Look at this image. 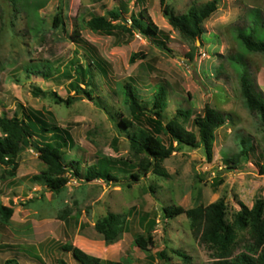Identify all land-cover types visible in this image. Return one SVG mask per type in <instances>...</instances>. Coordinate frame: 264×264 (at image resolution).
<instances>
[{
  "label": "rangeland",
  "instance_id": "1",
  "mask_svg": "<svg viewBox=\"0 0 264 264\" xmlns=\"http://www.w3.org/2000/svg\"><path fill=\"white\" fill-rule=\"evenodd\" d=\"M207 1L166 3L175 13H183L192 4ZM58 6L64 22L54 25ZM116 7L128 25L130 15L144 9L156 33L145 36L122 28L93 32L85 26L91 15L108 17V10ZM255 8L264 17V0H216V9L202 23L203 34L192 41L169 25L158 0H0V113L21 118L31 114L57 124L70 136L63 147L66 159L77 160L82 173L87 165L99 163L116 177L87 182L71 175L60 192H53L32 178L43 166L33 148L20 153L14 176L0 164V204L13 209L7 224L0 218V264L7 258L19 264H56L60 257L80 264L61 250L64 242L99 257V264H211L210 252L192 233L187 217L163 218L162 208L207 205L225 196L230 218L239 202L250 209L255 199L264 198V175L258 173V164L264 162V125L248 110L240 91L245 69L264 96V52H247L237 41L239 29L264 39V19L253 15ZM122 20L115 23L121 25ZM138 51L145 56L130 62L131 53ZM87 65L93 69L94 96L101 106L74 89L88 88L76 72V67ZM125 82L143 99L151 97L155 84L163 85L162 121L176 116L194 132L192 119L203 113L206 103L224 113L226 122L214 132L212 159H206L201 146H176L161 162L167 176L151 171L132 181L129 173L136 157L126 133L150 125L142 119L128 127L120 123L118 129L121 117H131L121 93ZM34 86L63 98L74 96L75 101L69 106L56 103L35 95ZM180 109L189 117L177 115ZM160 137L168 144L166 135ZM243 140L250 147L248 156L240 157V169L226 171L223 156L238 152ZM108 212L125 217L123 232L112 243L93 227ZM151 224L152 242L143 251L134 245L133 235H147Z\"/></svg>",
  "mask_w": 264,
  "mask_h": 264
},
{
  "label": "trees",
  "instance_id": "2",
  "mask_svg": "<svg viewBox=\"0 0 264 264\" xmlns=\"http://www.w3.org/2000/svg\"><path fill=\"white\" fill-rule=\"evenodd\" d=\"M158 2L169 25L176 29L183 38L192 41L200 38L203 34V21L216 9V0H209L201 5L192 4L183 13H175L173 8L166 3V0H158ZM252 9L254 10V8ZM107 14L108 17L93 14L84 21V24L93 32H111L116 28H122L128 32L138 31L147 36L155 34L157 31L156 26L146 15L144 9L140 10L137 15L134 13L130 15V25L122 20L121 8L110 9ZM253 15L264 19V17H261L259 9H256ZM53 19L54 25H57V23L63 24L61 7L58 6V11ZM120 20L123 21V24L115 23ZM73 32L75 33L74 36L77 37L79 33L76 27ZM237 41L239 46L247 52H264V39L255 38L251 33L245 32L244 29H239ZM144 56L145 54L142 51L134 52L131 53L129 61L134 62ZM232 59H236V57H232ZM94 67L100 68V64L95 63ZM43 68L45 67L43 66ZM76 68L77 78L86 83L88 88L82 89L75 86L74 89L77 92H82L86 98L93 101L97 106H101L98 97L94 96L92 67L87 65L86 67L79 66ZM256 88V83L247 70L244 69L240 74L241 95L248 110L258 114L261 123L264 125V96ZM153 90V94L149 99H143L130 82H125L121 86V93L131 117L129 119L121 117L120 122L117 124L113 114L107 111L117 126L121 123L124 127H128L131 126L133 121L141 122L142 119H145L150 125L148 129L136 128L126 133L129 138L130 150L136 157L135 169L129 173L132 181L138 180L151 171L160 176H167L161 162L176 150V146L194 148L201 146L206 159L210 161L213 154L214 132L226 122L225 114L207 103L203 107V113L195 115L192 119L196 132L186 129L176 116L163 122L161 113L166 106V89L163 85L155 84ZM33 93L48 96L54 102L65 103L67 106L75 101L74 96L63 98L54 91H44L36 86L33 87ZM30 115L24 114V117L21 118L15 114L8 116L5 113H0V164L8 167L6 171L8 176H14L20 153L25 148L31 147L37 153V158L43 165L32 178L36 182L45 185L50 191L60 192L68 182V176L71 175L87 182L95 179L116 180L115 175L99 163L87 165L82 173L77 160L73 157L66 159L63 147L70 140L66 129ZM177 115L188 118L190 113L187 110L180 109L177 110ZM118 129H120V126H118ZM45 134L47 136L46 140L43 142L38 141L41 137H45ZM160 134L168 137V144L163 143ZM242 144L238 152L223 156L226 171L241 168L240 157L244 156L246 158L250 148L244 140ZM258 173L264 175V162L258 164ZM221 180L220 178L216 180V185ZM238 205L239 209L233 212L230 218L227 216L225 196H220L207 205L198 202L189 208L174 204L163 206L161 216L163 218H173L184 214L198 242L210 252L213 258L211 264H264V198L255 199L250 209L241 202ZM12 212L11 207L0 204V218L3 223L7 224L9 222ZM124 223L125 217L122 214L108 212L96 219L93 227L101 234L106 243H112L120 237L124 229ZM152 228L153 225L151 224L147 235L141 233L133 235V243L136 247L143 251L148 250V245L152 242L150 235ZM244 233L246 237L241 235ZM237 247L242 249L235 252ZM60 248L63 252L71 253L72 257L80 264H99L100 262L99 257L84 252L72 243L64 242ZM174 252L179 256L188 258L178 250ZM160 254L163 256V252ZM5 264L19 263L14 258H8L5 260ZM56 264L68 263L63 258H58ZM110 264H123V262L111 261Z\"/></svg>",
  "mask_w": 264,
  "mask_h": 264
},
{
  "label": "crops",
  "instance_id": "3",
  "mask_svg": "<svg viewBox=\"0 0 264 264\" xmlns=\"http://www.w3.org/2000/svg\"><path fill=\"white\" fill-rule=\"evenodd\" d=\"M85 245H88V246H90L89 244H85ZM88 246H86L87 248H91V247H88ZM80 249H82V250H84L82 247H79ZM84 252H86L85 250H84ZM66 253H69V252H66ZM87 253V252H86ZM89 254V253H88ZM92 255V254H91ZM93 256H95V255H93ZM97 257V256H96ZM61 258V257H60ZM8 259V258H7ZM65 260V259H64Z\"/></svg>",
  "mask_w": 264,
  "mask_h": 264
},
{
  "label": "clouds",
  "instance_id": "4",
  "mask_svg": "<svg viewBox=\"0 0 264 264\" xmlns=\"http://www.w3.org/2000/svg\"><path fill=\"white\" fill-rule=\"evenodd\" d=\"M71 254V253H70Z\"/></svg>",
  "mask_w": 264,
  "mask_h": 264
}]
</instances>
